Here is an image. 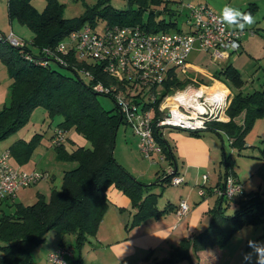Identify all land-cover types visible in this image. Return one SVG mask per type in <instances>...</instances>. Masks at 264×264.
<instances>
[{"label":"trees","instance_id":"16d2710c","mask_svg":"<svg viewBox=\"0 0 264 264\" xmlns=\"http://www.w3.org/2000/svg\"><path fill=\"white\" fill-rule=\"evenodd\" d=\"M134 1L139 5L136 10L119 11L104 5L101 8H89L83 15L74 19L63 17L61 5L57 0H46L43 11L36 10L30 0L7 1L9 16L27 23L35 35L30 41L31 46L26 43L22 47H17L5 40L4 34H0V55L10 75L8 98L0 109V141L21 129L28 122L33 110L43 106L50 118L61 117L57 127L65 130L74 128L90 144L78 146L72 151L65 149L64 142L53 145L59 159L75 162L73 168L64 171L61 186H53L48 198L40 194L31 204L12 202L11 212H1L0 264H30L33 259V248L40 244L51 230L74 234L75 246L81 248L89 235L96 233L109 205L107 190L113 185L132 200L135 209L132 225L146 218L158 216L171 208L169 202L163 209L159 208L157 193L152 190L151 184H144L138 180L115 158L116 130L124 120L117 105L110 110L102 106L97 96L99 92L93 89L91 81H85L78 68L93 71L98 79L106 84L114 82V78L103 72L96 61L83 62L68 55L67 66L57 63L50 56L42 59L38 55L43 47L56 45L70 31L83 26L87 20L91 25L97 26L95 16L104 17L109 24L149 25L151 21H163L166 24V28L163 29L167 30L176 25L171 19L168 22L165 19L157 20L156 16L161 10L153 5L161 4L162 0ZM166 10L172 14L173 9ZM145 11L149 14L148 18L139 20ZM129 12L133 16L127 18ZM52 63L59 64L73 73L63 72L53 67ZM213 75L231 89L232 98L226 110L229 120L212 121L209 122L207 129L190 133L196 136H201L204 131L214 132L220 136L225 134L229 137L231 145L241 151L246 146L247 132L255 120L264 113V89L244 93L241 90L244 80L232 62L217 68ZM96 80L97 78L94 79ZM199 80L204 82L202 77ZM189 81L190 78L186 74L177 72L173 78L166 80L165 87L171 91ZM240 116L242 120L239 121ZM155 135L162 144L166 158L172 163L173 153L169 142L160 134ZM36 140V137L30 142L17 139L8 150L12 155L26 158ZM224 162L226 175L233 173L232 155L224 154ZM176 173L177 171L164 173L163 179L157 182L170 183ZM203 187L205 192L213 191L205 184ZM11 198L13 197L4 200ZM218 198L219 204L211 210L209 225L198 232L192 240L195 250L214 245L221 247L232 236L238 227L236 224L240 222L264 220V193L250 191L227 200L237 204L232 213H227L222 208L221 202L224 198ZM186 247L187 242L184 240L162 262H174L187 257L188 254L182 252Z\"/></svg>","mask_w":264,"mask_h":264},{"label":"built area","instance_id":"2783aa9c","mask_svg":"<svg viewBox=\"0 0 264 264\" xmlns=\"http://www.w3.org/2000/svg\"><path fill=\"white\" fill-rule=\"evenodd\" d=\"M187 7L188 22L193 26L191 31L155 29L139 23H106L101 30H97V26L84 24L70 31L56 45L43 47L38 54L42 59L50 56L57 63L67 66L68 55L83 62H98L102 71L114 78V82L106 84L93 71L83 67L78 69L90 78L95 91L112 97L124 123L130 125L138 136L140 152L152 160L156 153L161 159L166 157L156 133L164 137L166 129L170 128L202 131L208 128L209 122L229 120L226 110L232 98L231 91L218 78L206 83L200 82L197 73L194 76L190 74V51L198 45L215 58L224 60L242 50L246 32H255L221 23L220 15L207 4H188ZM4 38L17 47L27 43L13 31ZM177 72L186 74L190 81L182 87L167 90L166 80L173 78ZM215 82L220 86L213 87ZM66 133L61 127L55 128L51 136L52 145L65 142ZM174 170L175 167L171 166L165 173L177 171ZM47 174L15 166L10 151L4 150L0 154V202L14 197L22 187L33 185ZM207 178L208 175L203 174V181ZM183 181L184 177L176 173L170 183ZM245 192L233 173L227 174L224 184L214 189L218 197L226 200L242 196ZM199 193L203 195L205 188L202 187ZM176 211L180 217L188 213L186 199H180ZM66 255L73 256V247L60 244L48 253L49 263L67 264Z\"/></svg>","mask_w":264,"mask_h":264},{"label":"rangeland","instance_id":"374dc122","mask_svg":"<svg viewBox=\"0 0 264 264\" xmlns=\"http://www.w3.org/2000/svg\"><path fill=\"white\" fill-rule=\"evenodd\" d=\"M8 0H0V34H8L13 31L14 34L27 42L28 45L31 46L30 41L34 38L35 32L34 30L24 22L19 21L17 18H11L8 13ZM62 8V15L67 19H74L76 17H80L83 15L87 9L89 8H101L104 5H109L119 11L121 10H136L138 9V3L134 0H57ZM150 1V0H149ZM148 1V2H149ZM218 4H225L226 0H215ZM32 5L38 11H43L46 6V0H30ZM206 4L205 0H162L161 4H155L153 7L161 10V13L158 14L157 20L165 19L168 22L170 19L176 22V25L170 27L169 30H177L178 28L182 31H191L193 26L188 22L189 18V8L188 4ZM260 10L257 11L255 15H259L262 23L257 22V18H254V23L246 26L245 31L253 30V27L264 26V3H261ZM166 8H171L172 14H170ZM157 10V11H158ZM215 11L221 12V9L216 8ZM254 15V16H255ZM133 16L131 12L127 14V18ZM149 14L147 11L143 12L139 20H146ZM97 22V30H101L103 26L106 24V20L104 17L95 16L94 17ZM89 20L85 24L88 23ZM151 27L157 29L166 28V24L163 21H151L149 24ZM260 31V29H259ZM262 32V31H261ZM249 39L250 47H246V50H243L242 53H232L229 55L227 59L220 60L215 58L210 52L204 51L198 45L190 51L188 55V60L196 64L200 67H203L209 72H212L214 69L219 68L224 62L230 60L234 62L241 71L242 77L245 80V84L242 86L243 91H252L255 89L262 88V82L264 81V36L259 32H246L244 36V41ZM37 49V48H36ZM52 66L68 73H73V71L61 67V65L52 63ZM86 82H90V78L84 76ZM210 82L211 80L204 79V82ZM10 83V75L9 70L4 62L3 58L0 55V89H4ZM231 90V89H230ZM98 99L102 106L107 109H113L116 106L115 101L112 97L98 93ZM3 98V97H2ZM5 99H0V109L3 107ZM7 101V100H6ZM5 101V102H6ZM44 107L36 108L30 115L29 120L20 131H24L30 125L33 126L35 124L38 129H42L44 131L43 136L44 139H47L48 146H45L47 149V153L41 156L39 167L48 168L49 170L59 169L60 165L69 166L68 168H73L75 166L74 161H64L58 162L55 158V148L52 144H50L51 133L54 131L56 123L58 122V118L50 120L49 118L44 119ZM66 141L65 144L70 148V143H72L68 137H71L73 133L72 130H66ZM17 133V132H16ZM15 133L9 135L5 140L7 141L10 136H14ZM201 136L209 139L211 144L215 150L218 148L219 157L216 159L215 165H211L208 168H204L202 171L209 176V183L215 184L218 177V167L217 164L220 163L219 159L221 158L222 153L224 152L226 155H232L235 159L233 163V169L236 174L241 185L243 186L246 192H250L251 190L258 191L264 193V116L259 118L256 123L249 129L246 134L247 145L239 151L237 148H234L231 145L230 139L227 135L223 134V136H218L212 132L204 131ZM72 138V137H71ZM164 138L168 140L171 144L174 143V139L169 131L165 132ZM0 141V153L3 152L4 141ZM90 142L87 144L89 145ZM44 148V149H45ZM45 149V151H46ZM114 156L117 161L124 166L130 174L135 176L138 180L142 181L144 184H150L154 181H157L158 177H156L155 172L160 170L161 174H164L168 171L169 161L166 157L164 159L160 158V154L156 153L154 155V160L145 157L138 147V138L137 135L133 132V129L130 125L122 122L119 124L114 142ZM65 166V167H66ZM67 168V167H66ZM223 170V165L220 167ZM59 174V172H58ZM234 174V172H233ZM236 174H234L236 176ZM49 175L42 177L37 182H35L32 187L36 186L37 183L49 184ZM36 184V185H35ZM61 182H58L57 186H60ZM208 185L207 181L202 180V176L198 178L196 185H191L187 182H181L179 184H172L161 182L157 183L158 188L155 191L158 197V204L164 205L168 201H172L173 203H179L181 198L189 200V203L192 205L195 202H198L201 199L202 194H200V190L203 185ZM117 188V187H116ZM108 199L109 205L101 219L98 229L95 234L89 235V239L93 243H96L98 239L99 231H101L102 222L108 216L109 209L113 207V203L110 199L109 192ZM154 191V190H153ZM122 193V190H121ZM124 193V192H123ZM180 193L182 196H180ZM198 195V196H197ZM123 196L129 198V202L125 208L126 213L128 210L132 209V200L126 194ZM190 197V198H189ZM123 199V198H122ZM188 202V201H187ZM224 201L225 206L224 210L232 213L237 205L234 202H230L229 204ZM211 207L213 208L215 204V199H210ZM228 206V207H227ZM110 207V208H109ZM3 209L6 212L10 211V208L7 206H3ZM0 210V214H1ZM133 213H130L128 221L123 224L125 227L126 223L129 228L133 222ZM105 217V218H104ZM107 219V218H106ZM143 225V224H141ZM238 227L233 232L232 236L227 239L221 247L218 245L209 246V258L207 264H264V220H258L256 222H240ZM138 227L135 226L134 229ZM145 226H141L142 230ZM126 229V228H125ZM63 234L72 236L68 233L58 232L57 230H51L47 233L45 239L33 248V259L30 264H50L48 260V252L50 243L56 239L55 235L61 237ZM75 244V236H72ZM86 246H85V245ZM84 249L87 247H92L90 243H84ZM82 245V246H83ZM81 246V247H82ZM76 247V246H74ZM94 247V246H93ZM168 247V244L162 245L159 249L154 251L150 264H159L160 262H156L155 257L164 256L163 249ZM167 249V248H166ZM165 249V250H166ZM84 251V252H83ZM78 253V251L76 250ZM86 253V250L82 248V254ZM156 253L158 255H156ZM47 255V256H46ZM97 256H91L83 259L82 264H98ZM71 259L70 256L66 255L67 264H74L73 261H69ZM196 259L198 263L199 260ZM147 264V262H144ZM160 264H189L187 260H180L175 263L163 262Z\"/></svg>","mask_w":264,"mask_h":264},{"label":"crops","instance_id":"0c3cea01","mask_svg":"<svg viewBox=\"0 0 264 264\" xmlns=\"http://www.w3.org/2000/svg\"><path fill=\"white\" fill-rule=\"evenodd\" d=\"M205 3L214 11L216 8L222 10V8L225 5H230L234 8L239 9L242 12H246L247 10V12L249 11L252 13L255 19L256 18L258 19L257 22L262 23V20L260 19L259 15L258 14L255 15V14L257 13L258 10H260V7L262 5L261 3H264V0H226L225 4H218L215 0H205ZM250 8L252 9L251 11ZM215 12L219 14V12L217 11ZM230 27L237 28L235 26H230ZM251 27L255 28L256 32H259L264 36V26H260V27L251 26ZM244 36L242 39L243 47L242 50L240 51L241 53L243 50H246V47H250L249 39L244 41ZM227 62H232V61L228 60L224 62L222 65H224ZM189 63L191 64L190 74H192L193 76L194 73H197L199 79L200 77L208 80H212V78L216 79V77L213 75V72L216 71L217 68L214 69L212 72H209L203 67L193 64L190 61ZM232 64L239 70L241 74V71L238 68V66L234 62H232ZM216 83L217 82H215V84ZM9 84L4 89L2 88L0 89V99H5L4 103L8 98ZM244 84H245V80L243 85ZM242 86H241V90H242ZM260 89H264V81L262 82V88ZM255 90H259V89H255ZM252 91H246V92H252ZM243 92L246 93L245 91ZM38 107H42V106H38ZM44 113H45L44 119L49 118L50 120H53L55 118H58V122L61 120V117L59 116H56L53 119L50 118L48 116V111L45 107H44ZM262 116H264V113ZM262 116L258 117L255 120L254 124ZM240 120H242V116L239 117V121ZM58 122L56 123L53 130H55V128L57 127ZM20 130L21 129H19L17 133L15 132L14 136H10L7 141L5 140L6 138L3 139L5 140L4 141L5 143L2 146L3 149L5 150L9 149L10 145L17 139H23L27 142H30L33 138L36 137L37 140L34 141L35 143L33 142L32 149L26 158L24 156L22 158H19L11 154V161L15 166L24 170H29V171L38 170V171L47 172L49 175V181H48L49 184L44 185L43 183L39 182L37 183V185L35 184L36 186L34 187L32 186L22 187L13 198L6 199L0 202V210L2 212L5 211L3 209V206L6 207L8 206L10 208L9 212H11L13 207L10 205V203L12 202L31 204L38 199L40 194H43L46 198H48L51 192V188L53 186L60 187L62 184V176L64 171L66 169H70L68 168L69 166L63 164L60 165V168L58 170L57 169L49 170L48 168L39 167V164H41L40 161H42L40 160L41 156L47 153V149L45 148V146H48L47 139H44L43 136L44 131L42 129L41 130L38 129L35 124H33V126L30 125L24 131H20ZM69 130L73 131V133L71 134L72 138L68 137L67 139H69L72 143H70V148H69L64 142L65 149H67L68 151H72L74 148L78 146H88L87 144L89 142L83 135L78 133L74 128H70ZM166 131H169V133L172 135V138L175 141L172 144L169 142L170 148L173 153V157H171L172 163L171 161H169L170 164L168 168H170L171 166L175 167L177 173L184 177L183 182L188 181L189 184L191 183V185H196V182L198 181L200 175L202 176V180H203V174H206L202 170L204 168H208L211 165L212 166L215 165V162L217 161L216 159H218L219 157L218 148L217 150H215L214 149L215 146L211 144L209 139L205 138L204 136L193 135L190 133V131L176 129V128L166 129ZM53 132L51 134H53ZM245 140H246V136H245ZM50 142H51V137H50ZM246 145H247V141H246ZM44 148L46 149V151ZM224 154L225 153L223 152L221 158L219 159L220 163L217 164L219 171H218V177L216 183L215 184L209 183L210 182V181L208 182L209 176L206 180L208 183L207 186L213 189V191L205 192L201 196V199H199V201L195 202V204L193 205L189 203V200H187L189 204V211L185 216L180 217L176 211L178 205L173 203L172 201H168L169 203H171V208L168 211L155 217L146 218L143 221L130 226L129 228H127L128 227L127 223L125 227H123L125 221L126 222L128 221L130 213H133L135 209L132 206V209L128 210L127 213L125 210H122V208H125L126 205L128 204L129 198L123 196V194L125 193L123 192L121 193V190L113 185L108 188V190H110V192L109 191L108 192L110 199L112 198L111 201L113 203L112 205L113 207L111 208L109 207L110 211L108 213V216L106 217L107 219L104 217L105 219L101 223L102 227H101V231H99V235L97 237L98 239L96 240V243H93L91 239L88 238L86 242L90 243L92 247H87L86 249H84V247L86 246L84 244L85 246L83 245L81 248H77L74 247L75 244H73L74 240L72 236H75L74 234L68 233L72 235V236L68 235L69 237H67L66 234H63L61 237L55 235L56 237L54 238L56 239H54L50 243L47 252L49 253L51 250L55 249L60 244H66V245H71L73 247V256L69 261H73L74 264H82L84 257L88 258L96 255H98L97 256L98 264H144V262L150 264L149 261L151 260L154 251L159 249L162 245L168 244L169 248L166 247L167 249L166 248L163 249L165 255L161 256L162 258H160L159 256L155 257L157 263L158 262L163 263L162 261L168 257L170 252L173 251V249H175L176 247L180 246L181 242L185 240L187 242V247L185 249H182V252L187 253L188 256L185 258H181L177 261L187 260L189 264H207L209 258V252H208L209 246L201 250H195V248L192 246V240L198 232L204 230L209 225L211 219V210L214 209L219 204L218 203L219 198L214 193V189L224 184L225 181L226 166L224 162ZM55 158L56 160H58V162H64V160H61L57 157L56 149H55ZM222 165H223V170L220 168ZM232 171L234 172V174H236L233 167H232ZM155 174L156 177H158L157 181H161L163 179L164 174H161L160 170H157ZM236 177L238 178L237 174ZM157 181L150 183L152 186V190H154V192L157 191L156 189L158 188ZM58 182H61L60 186H57ZM180 196H182L181 193ZM211 198L215 199V204L213 208L211 207L210 204ZM224 201L227 200L226 199L222 200L221 202L222 208L225 206ZM168 202H166L164 205L158 204L159 208L163 209L168 204ZM226 203L229 204L230 202L227 201ZM135 226L138 227L134 229ZM141 226H145L143 230ZM61 241L63 242L61 243ZM82 248L83 250H86V253L82 254ZM76 250L78 251V253L76 252ZM156 255L158 254L156 253ZM195 258L199 260L198 263L196 262ZM177 261L169 262V263H175Z\"/></svg>","mask_w":264,"mask_h":264},{"label":"clouds","instance_id":"9594fccd","mask_svg":"<svg viewBox=\"0 0 264 264\" xmlns=\"http://www.w3.org/2000/svg\"><path fill=\"white\" fill-rule=\"evenodd\" d=\"M220 22L243 30L255 21L251 12H242L230 5H225L220 12Z\"/></svg>","mask_w":264,"mask_h":264},{"label":"bare ground","instance_id":"6f19581e","mask_svg":"<svg viewBox=\"0 0 264 264\" xmlns=\"http://www.w3.org/2000/svg\"><path fill=\"white\" fill-rule=\"evenodd\" d=\"M216 86L219 87L220 85L218 83H216L213 87H216Z\"/></svg>","mask_w":264,"mask_h":264},{"label":"water","instance_id":"95a60500","mask_svg":"<svg viewBox=\"0 0 264 264\" xmlns=\"http://www.w3.org/2000/svg\"><path fill=\"white\" fill-rule=\"evenodd\" d=\"M157 14H158V13H157ZM175 170H176V169H175ZM175 170H174V171H175ZM16 242H17V241H14V243H16Z\"/></svg>","mask_w":264,"mask_h":264}]
</instances>
